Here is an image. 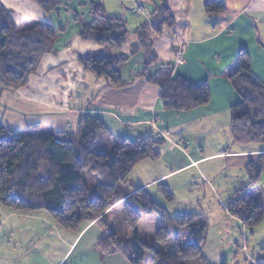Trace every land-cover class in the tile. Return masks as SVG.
<instances>
[{
	"label": "trees",
	"instance_id": "obj_1",
	"mask_svg": "<svg viewBox=\"0 0 264 264\" xmlns=\"http://www.w3.org/2000/svg\"><path fill=\"white\" fill-rule=\"evenodd\" d=\"M34 1L45 13L64 6L63 0ZM203 8L210 14L223 11L224 5L221 0H204ZM88 15V21L76 15L75 19L81 20L78 35L99 49L78 53L76 62L94 78L105 79L112 87L120 86L122 65L140 52L144 67L138 76L160 88L164 110L185 113L208 104L207 82L193 84L181 76H172L170 63L148 72L157 63L151 36L174 25L165 4L155 6L149 22L133 31L137 41L127 53L123 52L127 21L108 15L102 3L94 0L89 1ZM56 34V29L44 22L16 25L0 3V97L5 91L27 85L28 76L53 50ZM225 75L240 98L229 107L231 141L264 144V82L253 73L245 49L238 51ZM105 136L112 138L109 150L102 145ZM164 142L159 131L135 140L111 137L102 120L90 114L79 117L76 130L57 133H14L0 123V204L23 214L43 210L67 230H82L94 221L105 228L107 216L111 215L114 225L101 232L94 244L100 256L118 251L129 264H211L202 250L206 225L200 215L169 214L145 189L124 191L132 168L144 159H158V148ZM86 170L99 179L96 185L86 181ZM245 171L247 181L233 194L225 210L251 233L264 220V204L253 191H243V187L259 180L264 155L250 161ZM159 185L171 201L169 188ZM186 237L189 242L182 244ZM251 264H264V255Z\"/></svg>",
	"mask_w": 264,
	"mask_h": 264
},
{
	"label": "crops",
	"instance_id": "obj_2",
	"mask_svg": "<svg viewBox=\"0 0 264 264\" xmlns=\"http://www.w3.org/2000/svg\"><path fill=\"white\" fill-rule=\"evenodd\" d=\"M67 1L63 0L64 3ZM86 1L76 0L79 8ZM221 1L224 10L208 14L203 8L204 0H152V8L143 21L149 22L155 6L163 3L168 7L174 25L171 28L163 27L159 35L155 33L151 36L157 63L149 67L148 72L154 71L157 65L170 63L172 76H181L193 84L207 82L210 89L208 104L185 113L164 110L159 100L160 88L148 83L145 77L138 76L144 67L140 52L122 65L120 73L123 83L117 87L109 86L105 79L94 78L76 62L78 53L99 49L95 43L82 41L77 36L72 45H53V50L42 59L37 70L28 76L25 87L5 91L1 95L0 123L14 133H57L76 130L79 117L90 114L102 120L111 137L135 140L150 133L155 135L159 131L165 138L162 146L168 150L178 149L173 145H184V150H178L173 155V159L180 157L181 163L172 167L166 161L154 162L150 167L152 172L143 169L148 178L135 184L131 179L136 172L133 169L124 190L126 193L145 189L159 205L167 207L158 202L157 197L161 195L157 188L149 191L154 184L178 177L181 183L177 184L183 185L199 178L198 173L205 171V162L219 158L244 172L245 176L240 173L235 177L237 184L231 186L230 192L233 195L247 180L246 165L263 154L264 148L231 141L228 135L229 107L239 102L240 98L225 73L238 51L245 49L250 55L253 73L264 82V42L258 36L256 24L259 23L264 31V0ZM0 3L16 25L24 26L37 21L48 23L54 28L55 22L60 29H64L59 21L61 15H56L60 12L45 13L34 0H0ZM76 9L72 11L75 21L76 15L80 14ZM261 33L263 36L264 33ZM133 36L135 41L131 45L137 41L136 36ZM179 47L184 50L183 63L175 66L174 53ZM134 59L136 64L131 67L129 64ZM200 135H206L209 141L203 143ZM105 138L102 145L106 147L112 138ZM166 153L170 154L169 151ZM189 169L193 172L186 173ZM179 173L184 174L178 176ZM130 184L131 188L128 187ZM223 213V218L218 215L221 220L234 226L240 225V220L229 215L225 209ZM3 215H13L23 221L29 214L9 211ZM37 219L40 218H35L36 226H40ZM87 228L79 230L76 238ZM207 237L206 233L202 250L208 259ZM231 248L234 251L235 245ZM261 249L255 259L264 255V248ZM65 254L54 264L63 263ZM230 257L234 259L236 254L231 253ZM224 258L217 256L213 261ZM15 262L18 263L17 260Z\"/></svg>",
	"mask_w": 264,
	"mask_h": 264
},
{
	"label": "rangeland",
	"instance_id": "obj_3",
	"mask_svg": "<svg viewBox=\"0 0 264 264\" xmlns=\"http://www.w3.org/2000/svg\"><path fill=\"white\" fill-rule=\"evenodd\" d=\"M89 1L90 0L84 2V6L79 8L76 0H70L65 2V6H62L60 10H58L60 14L56 15H61L59 21L64 29H60L56 23L52 21V24L54 22L53 25L57 33L52 45H72L74 38L79 36L78 31L81 22V20H74L72 11L77 8L76 10L82 15V20L87 21ZM98 1L102 3L108 15L121 17L127 21V45L123 48V52L127 53L130 50V45L135 41L131 31L148 17L153 2L149 0ZM138 7L143 8V11L138 10ZM256 24L259 29L258 36L264 42V35L262 36L261 33V31L263 33L264 31L261 29L259 23ZM135 59L129 64L131 67L135 66ZM200 137L203 143L209 141L206 135H200ZM110 142H112V139L106 143L107 145L105 148L107 150L110 148ZM161 146L158 148L160 152L158 159H144L132 168L134 172L136 171L135 176L131 178L134 180V184L137 181H141L143 178H148L143 169L152 172L150 167L154 165V162L158 161V163H164L166 161V163L170 164L172 167H176L181 163L180 157L174 159L173 157L178 150H184V145H173V147L178 148H175L176 150L173 151ZM257 147L264 148V144H258ZM166 151H169L170 154L166 153ZM203 168L205 171H203V173H198L199 178L195 180L191 179L187 181V183L181 185L177 184L181 183L178 177L163 179L161 182L159 181L160 183L157 182L158 184H154V187L149 191L152 192L155 188L158 189L161 197H157V200L159 203L162 202L163 205L167 206L165 208L169 214H177L180 212L200 214V217L205 220L204 223L208 236L207 247L209 248L206 255L211 264H220L223 260L226 264H251V262L255 260L254 257L262 250L261 248H264V220L253 228L252 232L255 231L253 234L241 223L239 226H234L231 225L230 222H226L219 218L220 216L221 218L224 217L223 211L225 205L228 203V200L233 197V195H230V192L232 190L231 186L237 184V182H235V177L240 173L244 175V172L238 171L232 165L228 164L227 161L219 158L208 160L204 163ZM190 172H193V170L189 169L186 171V173ZM183 174L184 173H179L178 176ZM192 174L195 175L196 173ZM84 177L86 181L93 186L99 182V179L87 170L84 173ZM246 181L247 180L244 181V184ZM159 184H165L168 188L170 187L169 190L172 193L171 201L167 200L162 194V186ZM179 185L182 187L179 188ZM131 186L130 184L128 187L131 188ZM243 191L249 193L254 191L255 195H257L264 204V171L257 182L253 185L243 187ZM212 208H214V210H212ZM3 212L9 213V210L0 204V264H54L65 253L63 262L66 261L67 264H129L122 257L123 255L120 254L121 252L119 253L118 251L110 255L102 254V256H100L101 251L94 245L96 238L101 232L106 231L108 227L114 225L115 221L112 220L113 218L111 215L107 216V226L105 228L96 226L94 221L88 224V228L84 229L79 237L76 238L79 231L78 229L67 230L60 227L43 210L27 215L23 221H20V219L13 215H3ZM37 217L40 218L37 219L40 226H36L35 218ZM226 230L228 231L225 235L224 232ZM187 242H189V238L186 237L182 241V244ZM233 245H235L234 251L231 248ZM242 246L244 250H242ZM231 253L232 255L236 254L234 259L230 257ZM217 256L219 258L225 256V258L223 260L219 259V261H213ZM16 260L18 263L15 262ZM142 264H149V262L144 261Z\"/></svg>",
	"mask_w": 264,
	"mask_h": 264
},
{
	"label": "built area",
	"instance_id": "obj_4",
	"mask_svg": "<svg viewBox=\"0 0 264 264\" xmlns=\"http://www.w3.org/2000/svg\"><path fill=\"white\" fill-rule=\"evenodd\" d=\"M138 10L143 11V8H138ZM183 55H184V50L183 48L179 47L176 49L175 53H174V65L178 66L181 65L183 63ZM242 250H244V247H241Z\"/></svg>",
	"mask_w": 264,
	"mask_h": 264
}]
</instances>
